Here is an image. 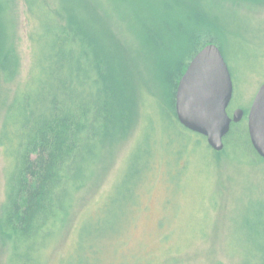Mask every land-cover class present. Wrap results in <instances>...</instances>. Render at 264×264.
<instances>
[{
  "label": "trees",
  "instance_id": "1",
  "mask_svg": "<svg viewBox=\"0 0 264 264\" xmlns=\"http://www.w3.org/2000/svg\"><path fill=\"white\" fill-rule=\"evenodd\" d=\"M220 1L25 0L32 63L10 99L4 88L21 66L16 0H0V148L6 163L0 245L9 251L4 264H43L49 248L76 221L78 263L109 264L120 258L133 264L127 238L142 211L141 193L151 189L156 164L166 159L164 141L176 156L179 173L187 167L194 135L195 145L203 141L204 149L216 156L236 155L248 147L264 160L252 145L246 121L233 123L224 149L215 151L206 137L185 128L176 113L175 95L190 61L210 43L222 50L238 26L235 12L218 6ZM239 2L264 5V0ZM152 123L156 130L147 131ZM137 126L120 199L110 200L109 188L94 200L100 216L96 236L87 240L91 223L82 194L100 184L109 154ZM167 130H178L182 143L169 139ZM120 200L127 202L125 211L107 231L104 217ZM246 223L239 264H264V201L251 207ZM144 248L137 254L144 256L136 259L151 264Z\"/></svg>",
  "mask_w": 264,
  "mask_h": 264
},
{
  "label": "rangeland",
  "instance_id": "2",
  "mask_svg": "<svg viewBox=\"0 0 264 264\" xmlns=\"http://www.w3.org/2000/svg\"><path fill=\"white\" fill-rule=\"evenodd\" d=\"M220 5L235 12L237 17L234 19L238 24L234 28L236 34H231L230 41L221 46L234 82L229 112L232 116L237 108L244 109L246 115L240 122H247L249 109L264 83V5L239 0H221ZM15 16L21 66L15 81L4 88L10 99L28 77L32 63L31 23L25 0H16ZM38 25L41 31V21ZM241 35L247 38L246 41ZM174 105L176 108V95ZM160 124L163 131V123ZM148 128L147 131H155L156 123ZM167 131L170 133L167 135L169 139L177 145L182 143L183 136L178 130L176 133ZM139 132L140 126H137L132 135L115 147L108 156L106 174L100 184L82 194L81 202L88 207L84 214L89 216L91 223H88L91 228L87 240L96 236L94 225L100 216V209L94 206V200L109 188L111 195L108 198L120 199L118 190L123 186L130 150ZM196 139L195 135L189 139L193 142L188 144L189 149L194 151L189 153L188 150L186 153L189 157L187 167L180 173L176 169V156L171 153L168 141H164L161 154L162 160L166 159L164 163L156 164L155 180L151 189H146L151 192L141 193L142 211H137L139 220L127 238V253L130 252L133 264H139L141 259H136L137 256H144L137 255L143 246L145 251L142 254H149L146 260L151 264H239L242 261L241 246L247 243L245 225L251 207L264 201V160L257 159L248 147L236 155L228 152L216 156L214 151L204 149L203 141L202 145H195ZM231 139L236 140V136H231ZM205 141L207 144V139ZM173 146L172 143V150ZM5 172L6 163L0 148V206L5 200ZM116 204L109 207L104 217L107 231H112V223L121 219L127 206L125 200ZM103 205L104 202L101 203ZM115 206L116 212L113 213ZM106 207L105 203L103 209ZM76 208L79 210L77 206L74 210ZM125 218L127 216L124 215ZM76 224L77 221L71 231L61 235L49 248L43 264H83V260L78 263L82 254L78 253V246L74 242ZM8 252L0 245V263L4 264ZM117 259L109 264H124L120 258Z\"/></svg>",
  "mask_w": 264,
  "mask_h": 264
},
{
  "label": "water",
  "instance_id": "3",
  "mask_svg": "<svg viewBox=\"0 0 264 264\" xmlns=\"http://www.w3.org/2000/svg\"><path fill=\"white\" fill-rule=\"evenodd\" d=\"M233 94L234 82L223 52L217 44L210 43L193 57L179 81L178 119L188 130L206 137L215 151H221L232 124L246 115L242 108L229 114ZM247 122L252 145L264 159V83L249 109Z\"/></svg>",
  "mask_w": 264,
  "mask_h": 264
},
{
  "label": "flooded vegetation",
  "instance_id": "4",
  "mask_svg": "<svg viewBox=\"0 0 264 264\" xmlns=\"http://www.w3.org/2000/svg\"><path fill=\"white\" fill-rule=\"evenodd\" d=\"M230 110L228 109V112H229ZM229 114H230V112H229Z\"/></svg>",
  "mask_w": 264,
  "mask_h": 264
}]
</instances>
